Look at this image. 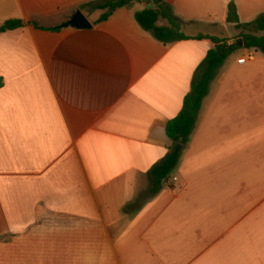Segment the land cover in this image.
<instances>
[{"label":"crops","instance_id":"crops-1","mask_svg":"<svg viewBox=\"0 0 264 264\" xmlns=\"http://www.w3.org/2000/svg\"><path fill=\"white\" fill-rule=\"evenodd\" d=\"M104 1L0 0L22 22L0 31V264H264V53L228 54L148 193L210 37L241 38L228 5L247 23L264 0H163L185 35L167 43L143 1ZM76 9L90 28L63 25Z\"/></svg>","mask_w":264,"mask_h":264},{"label":"trees","instance_id":"trees-1","mask_svg":"<svg viewBox=\"0 0 264 264\" xmlns=\"http://www.w3.org/2000/svg\"><path fill=\"white\" fill-rule=\"evenodd\" d=\"M139 1H143L147 6L135 11L134 18L144 30L149 31L152 36L163 43L185 37L180 30L182 21L173 13L168 3L163 0H105L103 4H97L96 6L107 8V11L102 15L106 16L116 7H129L133 2ZM226 20L242 30L240 36L244 47L253 48L264 53V11L251 21L240 23L235 7L230 3ZM21 24L22 22L19 20H7L0 24V31L12 29ZM210 39L215 43V47L207 51L199 65L191 82L190 90L183 99L180 111L175 117L168 119L166 123V134L172 141L171 150L161 162L150 169L148 193L155 192L161 184V179L175 167L179 157V150H175L176 144L183 145L188 140L198 108L207 92L210 80L228 54L238 46L236 41L227 44L217 37L212 36Z\"/></svg>","mask_w":264,"mask_h":264},{"label":"water","instance_id":"water-1","mask_svg":"<svg viewBox=\"0 0 264 264\" xmlns=\"http://www.w3.org/2000/svg\"><path fill=\"white\" fill-rule=\"evenodd\" d=\"M65 26H71L75 28H90L91 23L89 20L84 16V14L79 10H74L70 17L63 23ZM237 45H242V38L237 40ZM181 144H176L175 150L178 151L180 149Z\"/></svg>","mask_w":264,"mask_h":264},{"label":"built area","instance_id":"built-area-1","mask_svg":"<svg viewBox=\"0 0 264 264\" xmlns=\"http://www.w3.org/2000/svg\"><path fill=\"white\" fill-rule=\"evenodd\" d=\"M254 57H255L254 51L253 50H249L244 55H242L241 57H239L237 59V62L240 63V64L241 63H245L246 61H249V60L254 59ZM169 179H170L169 175H166V176H164L161 179V183H166ZM174 179H176V178L173 177V180Z\"/></svg>","mask_w":264,"mask_h":264},{"label":"rangeland","instance_id":"rangeland-1","mask_svg":"<svg viewBox=\"0 0 264 264\" xmlns=\"http://www.w3.org/2000/svg\"><path fill=\"white\" fill-rule=\"evenodd\" d=\"M140 8V7H139Z\"/></svg>","mask_w":264,"mask_h":264}]
</instances>
